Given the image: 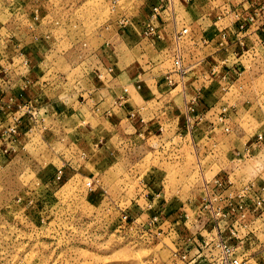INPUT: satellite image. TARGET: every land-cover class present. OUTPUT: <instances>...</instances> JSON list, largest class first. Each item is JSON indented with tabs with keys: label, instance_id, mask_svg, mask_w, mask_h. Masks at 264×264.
I'll use <instances>...</instances> for the list:
<instances>
[{
	"label": "rangeland",
	"instance_id": "374dc122",
	"mask_svg": "<svg viewBox=\"0 0 264 264\" xmlns=\"http://www.w3.org/2000/svg\"><path fill=\"white\" fill-rule=\"evenodd\" d=\"M151 1L0 0V61L13 59L5 51L15 41L22 52L18 61H30L22 73H31L25 84L34 86V96L73 98L81 86L77 78L95 75L91 71L101 60L114 59L109 46L121 22L137 24L162 11ZM205 1L219 5L225 0H194L200 13ZM10 86L2 85L7 92ZM14 86L24 93V85ZM230 96L226 109L237 104L238 115L228 119V131L220 137L198 134L182 148L167 138L141 140L140 148L137 142L113 139L94 156L87 153L90 161L74 157L77 150L69 146L74 123L66 132L58 121L41 123L30 116V125L18 118L13 128H3L0 264H213L210 250L219 239L238 256L243 247L205 227L211 241L199 244L198 236L195 242L200 231L194 235L193 222L218 225L223 218L211 204L206 209L207 185L215 198L223 193L224 182L225 190L236 186L233 180L244 184L237 194L231 189V206L234 200L239 206L246 185L254 184L253 198L264 197V58L254 68L247 66ZM5 101L10 102L8 97ZM235 145L240 154L232 152ZM99 160L104 164L97 166ZM224 170H232L235 178L221 176ZM159 192L165 197L159 198ZM253 215L260 219L252 229L264 230L260 211L237 212L235 222L248 230ZM259 251V259L244 262L264 264V243Z\"/></svg>",
	"mask_w": 264,
	"mask_h": 264
},
{
	"label": "crops",
	"instance_id": "0c3cea01",
	"mask_svg": "<svg viewBox=\"0 0 264 264\" xmlns=\"http://www.w3.org/2000/svg\"><path fill=\"white\" fill-rule=\"evenodd\" d=\"M152 4L163 8L156 16H148L137 24L120 23L109 46L114 59L101 60L91 71L95 75L77 78L81 86L75 90L73 98L34 96V86L25 84L31 73H22L23 69H29L30 61H18L22 52L15 41L13 47L5 43V52L13 53V59L9 56L0 61V131L12 127L18 118L25 122L22 124L29 125L33 118L40 119L41 123L58 121L60 129L66 132L70 123H74L71 130L76 134L69 146L77 150L74 157L76 154L83 156V160L88 157V161L92 158L89 154L94 156L93 151L105 148L113 139L126 145L137 142L140 148L141 140L145 143L150 138H167L175 148H182L188 137L198 134L220 137V133L228 131L225 129L228 119L238 115L237 104L226 109L232 88L247 66L254 68L255 61L264 58V0H225L219 5L205 1L201 13L194 0H152ZM184 28L189 32L177 42V35ZM178 52L183 58V74L177 72L174 64ZM2 82L11 85L10 92L5 91ZM21 84L24 93L14 86ZM253 148L254 145L249 150ZM232 152L240 154V148L235 145ZM96 164H104V161L99 160ZM222 172L221 176L235 178L231 176L232 170ZM233 182L236 186L231 189L237 194L244 184ZM206 187L207 201L217 200L214 210L215 207L225 208L233 197L229 189L223 192L224 196L214 198L210 186ZM158 197H165V194L161 192ZM148 198L145 197V201ZM233 202L234 206L224 210L218 225L193 222V228L197 229L194 235L200 231L193 240L196 242L201 236L199 244L208 245L211 238L206 231L210 229L209 234L221 233L234 246L243 247L244 251L238 253L242 260L259 259L262 255L259 250L264 243L259 234H264V230L259 232L252 227L258 225L260 218L251 216L254 219L250 228L244 230L235 222L240 209L235 204L237 200ZM251 208L264 215L263 208L254 209V205ZM261 222L264 225V218ZM204 227L205 232L202 231ZM232 229H237V233L232 235Z\"/></svg>",
	"mask_w": 264,
	"mask_h": 264
},
{
	"label": "built area",
	"instance_id": "2783aa9c",
	"mask_svg": "<svg viewBox=\"0 0 264 264\" xmlns=\"http://www.w3.org/2000/svg\"><path fill=\"white\" fill-rule=\"evenodd\" d=\"M153 29H154L153 27L150 28V31H153ZM188 32H189V29L188 28H184L177 35L176 41L180 42L181 39L183 38V36L188 34ZM174 64L176 66L177 72L182 73V74L185 72V69L183 67V58H182L180 52H178L175 55ZM12 128H11V130H12ZM13 131L15 132V128L13 129ZM229 183H231V182H229ZM225 185L228 186V182L227 183L224 182L222 184V188H223L222 191L223 192L227 188V187H225ZM250 187H251V189H250ZM254 187H255L254 184H250L248 186L246 185V187L243 189V192H241L242 193L241 200H240L241 202L238 203V205H239L238 208L240 209V212H245L246 210H248V211L251 210L252 209L251 205H254V209H262V208L264 209V197L263 196H259L257 194L255 195L256 198L252 197V194L255 192L254 191L255 190ZM222 195L224 196V193L220 194V192H218L217 196H215V198H217V197L220 198ZM244 198H247V199H244ZM250 198H253V200H251V201H253V203L249 202ZM209 201H210V203H209ZM242 201L244 202V205L241 204ZM210 204L212 205V212H216L217 216H220L221 213H223L222 217L225 214L224 210H227V208L231 206L230 203L228 202V205L225 208L218 207V210H217L216 207H215V210H214L213 201L210 199V200H208V204L206 206V209L209 207L208 205H210ZM241 208H242V210H241ZM216 220H218V218H216ZM217 222H219V220ZM232 234H235V233H232ZM215 244L216 243L213 242L211 244V246H213ZM214 248H215V251L217 250V253L214 251ZM214 248L210 250L211 253H212V263L213 264H246L244 262V260H242L241 258L236 256L234 254V252L231 251V248L229 247V244H227V242H225L224 239L223 240L219 239L217 241V244L214 246Z\"/></svg>",
	"mask_w": 264,
	"mask_h": 264
}]
</instances>
